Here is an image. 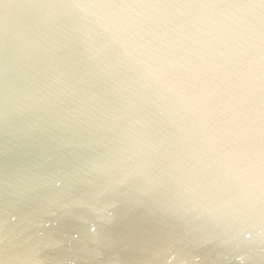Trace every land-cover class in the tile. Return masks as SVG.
<instances>
[{"label":"water","instance_id":"1","mask_svg":"<svg viewBox=\"0 0 264 264\" xmlns=\"http://www.w3.org/2000/svg\"><path fill=\"white\" fill-rule=\"evenodd\" d=\"M0 264H264V0H0Z\"/></svg>","mask_w":264,"mask_h":264}]
</instances>
